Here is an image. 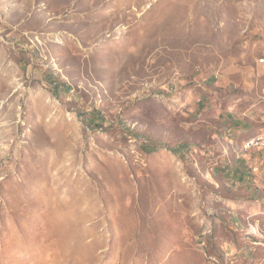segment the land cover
<instances>
[{
	"label": "rangeland",
	"instance_id": "rangeland-1",
	"mask_svg": "<svg viewBox=\"0 0 264 264\" xmlns=\"http://www.w3.org/2000/svg\"><path fill=\"white\" fill-rule=\"evenodd\" d=\"M228 103L264 134V0H0V264H264Z\"/></svg>",
	"mask_w": 264,
	"mask_h": 264
},
{
	"label": "crops",
	"instance_id": "crops-1",
	"mask_svg": "<svg viewBox=\"0 0 264 264\" xmlns=\"http://www.w3.org/2000/svg\"><path fill=\"white\" fill-rule=\"evenodd\" d=\"M227 100L229 101L228 98ZM232 111L234 110H232V107H229V103H228L227 104V144H230L232 147H234L233 145H235L239 148L241 147V143H243L242 145L245 148L246 141L255 135V130H254L255 127L253 126L251 120L248 118L250 117L249 115H247L248 117L241 116ZM243 139L244 141H241Z\"/></svg>",
	"mask_w": 264,
	"mask_h": 264
},
{
	"label": "built area",
	"instance_id": "built-area-1",
	"mask_svg": "<svg viewBox=\"0 0 264 264\" xmlns=\"http://www.w3.org/2000/svg\"><path fill=\"white\" fill-rule=\"evenodd\" d=\"M248 147H259L260 150L264 151V138H260L256 143H246V148Z\"/></svg>",
	"mask_w": 264,
	"mask_h": 264
},
{
	"label": "bare ground",
	"instance_id": "bare-ground-1",
	"mask_svg": "<svg viewBox=\"0 0 264 264\" xmlns=\"http://www.w3.org/2000/svg\"><path fill=\"white\" fill-rule=\"evenodd\" d=\"M260 138H264V134H262V135H258V136H255V137H252L249 141H248V143H256L257 142V140H259ZM257 148V147H256ZM259 148V147H258Z\"/></svg>",
	"mask_w": 264,
	"mask_h": 264
},
{
	"label": "trees",
	"instance_id": "trees-1",
	"mask_svg": "<svg viewBox=\"0 0 264 264\" xmlns=\"http://www.w3.org/2000/svg\"><path fill=\"white\" fill-rule=\"evenodd\" d=\"M55 85H57V84H55ZM55 93H56V91H55ZM174 152L177 153V154H180V153H181V150H180L179 148H175V149H174ZM180 155H181V154H180Z\"/></svg>",
	"mask_w": 264,
	"mask_h": 264
}]
</instances>
